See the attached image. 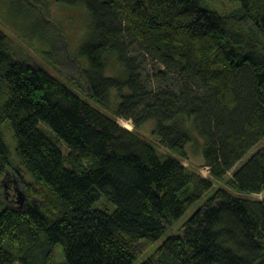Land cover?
<instances>
[{
	"label": "trees",
	"instance_id": "16d2710c",
	"mask_svg": "<svg viewBox=\"0 0 264 264\" xmlns=\"http://www.w3.org/2000/svg\"><path fill=\"white\" fill-rule=\"evenodd\" d=\"M56 2L87 17L76 91L0 29V264H133L213 189L157 149L186 156L199 137L231 192L141 264H264V197L248 196L264 191V0Z\"/></svg>",
	"mask_w": 264,
	"mask_h": 264
},
{
	"label": "rangeland",
	"instance_id": "374dc122",
	"mask_svg": "<svg viewBox=\"0 0 264 264\" xmlns=\"http://www.w3.org/2000/svg\"><path fill=\"white\" fill-rule=\"evenodd\" d=\"M32 2L34 1L0 0V29L10 37L14 45L19 47V52L22 57L27 55L30 59H32L33 63L39 64L50 74L55 75L57 78L66 83L70 89L76 91V87L72 86L73 80L75 81L74 70L76 68L75 63L73 64L71 61H73L72 58L75 57L76 53H79V49L85 41V25L87 23L85 11L79 7L65 6L56 2V0H39L37 3L35 2V5H32ZM220 7L225 11L228 9V5H220L219 8ZM47 28L52 39H50V36L42 37L47 35ZM37 32L41 37L38 36ZM54 46L57 47V52L55 54H57L59 58L57 61L62 67L61 70L63 75L58 73V69L51 67V63L46 62L43 58V54L51 51V49L54 50ZM81 58L82 57L79 56L81 64H85V60ZM65 76L70 79L73 78V80L71 79L72 82H67ZM77 93L80 92L77 91ZM112 94H115L114 91L111 92V95ZM105 112L110 113L112 118L116 119V121L121 125L122 123L125 124V122L129 123L131 125V129H133L131 121L117 118L111 111L106 110ZM153 128L154 122L147 121L139 127V132L145 137L151 138ZM5 134L6 140L10 144L8 147L14 157L16 141H13L12 131L8 130V128L6 129ZM195 135L199 137L196 132ZM195 140L196 139L194 138V141ZM201 143L202 141L199 137L195 143L187 145L186 156H180L165 147L157 145L159 152H165L166 154L176 157L186 168L195 170V172H197L200 176L210 179L213 183V189L207 192V194L203 196L195 205H193V207H191L185 215L169 227L159 240L141 253L133 264H141L153 253V251L163 242L164 239L171 234L178 233L182 222L191 216L192 213L207 198H209L217 188L221 187L231 192V190L223 184V181L215 180L210 175L209 166L205 164L200 151ZM259 145H264V142H260L257 146ZM257 146L254 149H256ZM249 155L250 153L245 157V159L248 158ZM231 174L232 171H229L226 175L229 176ZM6 193L7 195H11L12 192L10 189H7ZM248 196L254 199H262L264 197V191L260 193H253Z\"/></svg>",
	"mask_w": 264,
	"mask_h": 264
},
{
	"label": "bare ground",
	"instance_id": "6f19581e",
	"mask_svg": "<svg viewBox=\"0 0 264 264\" xmlns=\"http://www.w3.org/2000/svg\"><path fill=\"white\" fill-rule=\"evenodd\" d=\"M123 122V121H122ZM120 126H122L123 128H125V129H128V130H131V125L129 124V123H126L125 122V124L124 123H122V125L120 124V123H118Z\"/></svg>",
	"mask_w": 264,
	"mask_h": 264
}]
</instances>
